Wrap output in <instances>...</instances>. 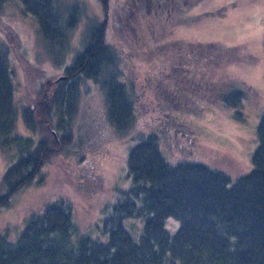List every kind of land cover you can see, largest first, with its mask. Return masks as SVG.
<instances>
[{
  "label": "trees",
  "instance_id": "1",
  "mask_svg": "<svg viewBox=\"0 0 264 264\" xmlns=\"http://www.w3.org/2000/svg\"><path fill=\"white\" fill-rule=\"evenodd\" d=\"M16 1L38 23L48 45L67 48L82 19L78 3L66 8L57 0H0V8ZM201 1L124 0L111 8L110 0H99L105 17L85 30L69 62L63 59L66 78L46 83L39 79L32 104L22 106L26 130L15 99L18 68L11 43L16 48L17 38L8 28L9 43L0 42V151L10 158L0 175V210L34 183L64 148L77 147L82 163L81 148L130 128L139 101L133 59L158 56L161 61L147 81L157 90L165 124L175 111L199 114V100L238 108L246 97L258 98L253 87L227 68L255 63L245 46L163 42L176 25L195 20L187 12ZM217 13L222 14L210 15ZM129 20L136 22L138 44L133 37L128 42L118 39ZM147 22L153 33L141 28ZM114 37L118 40L112 41ZM21 55L17 58L27 67L28 59ZM92 86L102 91L104 110L80 116L79 96L91 95ZM57 111L60 125L55 129ZM258 139L252 170L230 186V177L215 167L189 159L171 162L160 149L158 134L151 131L128 155L130 192L139 203L128 195L116 204L104 219L103 236L77 237L70 208L50 202L25 219L16 237L0 233V264H264V114ZM137 216H145L139 236L124 226ZM169 217L180 222L174 234L165 227Z\"/></svg>",
  "mask_w": 264,
  "mask_h": 264
},
{
  "label": "rangeland",
  "instance_id": "2",
  "mask_svg": "<svg viewBox=\"0 0 264 264\" xmlns=\"http://www.w3.org/2000/svg\"><path fill=\"white\" fill-rule=\"evenodd\" d=\"M57 1L66 8L76 2L82 13L81 22L64 50L48 45L38 33V23L24 11L21 1L7 2L0 8V42L9 43L8 28L17 38V47L14 48L11 43V49L18 68L14 79L15 99L23 127L22 106L32 104L37 93L36 82L39 79L42 83L48 79L52 82L65 79L64 61L69 62L67 60L81 47L80 40L85 30L105 17L99 0ZM121 1L124 0H110L111 8L117 7ZM217 11L222 14L210 15ZM187 16L195 20L176 25L163 42L181 40L245 46L248 53L256 57L255 63L244 61L230 64L227 68L232 75L253 87L258 98L248 96L238 108H220L212 102L199 100V114L175 111L170 113L168 125L164 123V115L158 107L157 90L147 81L149 75L156 73L161 62L159 57L133 59V73L138 76L136 92L139 101L130 128L124 132L115 130L106 134L103 142L95 141L90 148H81L85 157L82 163L77 147L61 150L42 168L34 183L22 188L14 195L9 207L0 210V233L7 232L11 238L16 237L25 219L42 212L50 202H60L73 214V230L77 237L89 233L103 236L104 219L112 213L116 204L123 202L128 195L139 203L130 192L133 182L128 155L131 147L151 131L158 134L160 149L171 162L189 159L215 167L230 177V186L238 176L252 170L253 156L259 144L258 126L264 114V0H202L188 10ZM135 26L134 20L127 21L118 39L128 42L133 37L138 44ZM141 28L145 34L153 33L148 22ZM116 39L114 37L112 41ZM18 52L22 54L20 57L28 59L27 67L26 63H20ZM92 90L93 93L87 97L79 96L78 115L97 114L99 110H104L102 91L100 88L96 90L95 86ZM59 115V111L54 112L55 129L60 125L57 124ZM59 132H62L61 128ZM9 158V154L0 151V175L7 168ZM144 221L145 216L132 217L124 221V226L130 233L139 236L143 234ZM179 226L178 219L169 217L165 220V227L171 234Z\"/></svg>",
  "mask_w": 264,
  "mask_h": 264
}]
</instances>
